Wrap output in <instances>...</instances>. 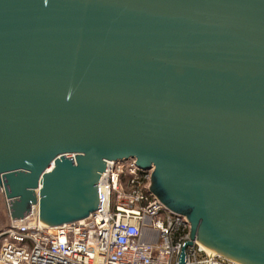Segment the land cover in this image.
<instances>
[{
  "label": "water",
  "instance_id": "obj_1",
  "mask_svg": "<svg viewBox=\"0 0 264 264\" xmlns=\"http://www.w3.org/2000/svg\"><path fill=\"white\" fill-rule=\"evenodd\" d=\"M125 160L188 221L178 264H264V0H0L10 220L87 217Z\"/></svg>",
  "mask_w": 264,
  "mask_h": 264
},
{
  "label": "built area",
  "instance_id": "obj_2",
  "mask_svg": "<svg viewBox=\"0 0 264 264\" xmlns=\"http://www.w3.org/2000/svg\"><path fill=\"white\" fill-rule=\"evenodd\" d=\"M150 173L134 160L106 161L92 213L48 226L33 207L0 229V264H178L190 226L149 193ZM185 251V264H237L196 240Z\"/></svg>",
  "mask_w": 264,
  "mask_h": 264
},
{
  "label": "rangeland",
  "instance_id": "obj_3",
  "mask_svg": "<svg viewBox=\"0 0 264 264\" xmlns=\"http://www.w3.org/2000/svg\"><path fill=\"white\" fill-rule=\"evenodd\" d=\"M10 223V218L8 215V210L5 202V198L0 189V229L8 226Z\"/></svg>",
  "mask_w": 264,
  "mask_h": 264
}]
</instances>
